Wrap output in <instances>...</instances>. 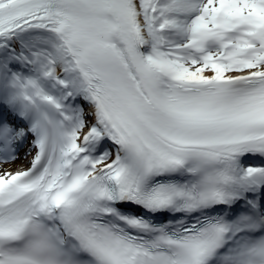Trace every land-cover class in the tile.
<instances>
[{"label": "snow or ice", "instance_id": "1", "mask_svg": "<svg viewBox=\"0 0 264 264\" xmlns=\"http://www.w3.org/2000/svg\"><path fill=\"white\" fill-rule=\"evenodd\" d=\"M26 144L0 264H264V0H0Z\"/></svg>", "mask_w": 264, "mask_h": 264}, {"label": "bare ground", "instance_id": "2", "mask_svg": "<svg viewBox=\"0 0 264 264\" xmlns=\"http://www.w3.org/2000/svg\"><path fill=\"white\" fill-rule=\"evenodd\" d=\"M28 147L29 145L26 144V147L23 150L21 149L20 151L19 159H17L13 163L3 165L2 167H0V171L7 169V170L15 172L17 170H22V169L29 167L30 166L29 160L31 159V157H28L27 159H25L24 157V152L27 150ZM33 154H34V151H33Z\"/></svg>", "mask_w": 264, "mask_h": 264}, {"label": "rangeland", "instance_id": "3", "mask_svg": "<svg viewBox=\"0 0 264 264\" xmlns=\"http://www.w3.org/2000/svg\"><path fill=\"white\" fill-rule=\"evenodd\" d=\"M25 146H26V145H25ZM25 146H24V148H25ZM24 148H23V149H24ZM29 157H31V156H29Z\"/></svg>", "mask_w": 264, "mask_h": 264}]
</instances>
